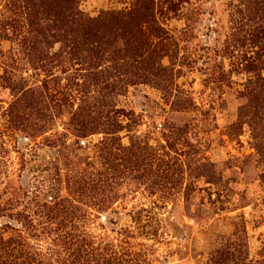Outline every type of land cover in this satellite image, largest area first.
I'll list each match as a JSON object with an SVG mask.
<instances>
[{
	"label": "rangeland",
	"instance_id": "obj_1",
	"mask_svg": "<svg viewBox=\"0 0 264 264\" xmlns=\"http://www.w3.org/2000/svg\"><path fill=\"white\" fill-rule=\"evenodd\" d=\"M0 264H264V0H0Z\"/></svg>",
	"mask_w": 264,
	"mask_h": 264
},
{
	"label": "trees",
	"instance_id": "obj_2",
	"mask_svg": "<svg viewBox=\"0 0 264 264\" xmlns=\"http://www.w3.org/2000/svg\"><path fill=\"white\" fill-rule=\"evenodd\" d=\"M0 243H3V239H0Z\"/></svg>",
	"mask_w": 264,
	"mask_h": 264
}]
</instances>
